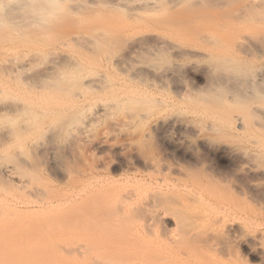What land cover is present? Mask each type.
Listing matches in <instances>:
<instances>
[{
  "label": "bare ground",
  "instance_id": "bare-ground-1",
  "mask_svg": "<svg viewBox=\"0 0 264 264\" xmlns=\"http://www.w3.org/2000/svg\"><path fill=\"white\" fill-rule=\"evenodd\" d=\"M104 121L93 149L119 166L56 167L55 146L91 140ZM187 129L215 169L187 162L160 180L168 199L150 204L138 184L159 163L135 168L127 152L155 132L188 155ZM44 147L63 194L42 184ZM120 167L133 185L110 178ZM252 203L264 214V0H0V264H214L205 252L221 261L235 247L264 264V233H244ZM143 206H159L148 221L174 226L187 246L148 256L122 225ZM48 229L85 234V255L42 257Z\"/></svg>",
  "mask_w": 264,
  "mask_h": 264
},
{
  "label": "rangeland",
  "instance_id": "rangeland-1",
  "mask_svg": "<svg viewBox=\"0 0 264 264\" xmlns=\"http://www.w3.org/2000/svg\"><path fill=\"white\" fill-rule=\"evenodd\" d=\"M196 83V82H195ZM198 85V84H197ZM106 122V123H105ZM107 122H109V121H104V122H101V123H99L98 125H96L93 129H92V132L91 133H88V135H89V137L88 138H90L91 140H88L87 138H82V135L81 134H77L76 136H74V137H72V138H70V140L73 142V144H71L69 141H68V143H69V145L71 146V147H67L68 145L67 144H61L60 146H55L54 147V149L56 148V147H58V149H56V152H55V150H54V152H55V156H56V164H57V168L59 167V169H60V167H61V169H65V170H70V171H72V172H74V173H81V172H86V170L85 169H88L87 170V172H90V171H92L93 169H95L96 167H99V166H102V165H109V167L111 168V167H117V166H119L120 165V157H118L117 155V157H115L114 155H113V153H111V152H109V151H106L105 153H104V155H102L103 153L101 152V154H100V152H98V151H94V147H93V144H94V142H96V140L101 136V131L103 130V132H104V130L105 129H107V128H109L108 126H109V124L107 123ZM140 126H142V125H138L136 128H140ZM105 127V128H104ZM143 127H145V128H143ZM96 128V129H95ZM99 128V129H98ZM142 128L145 130L146 128H147V130H148V126L147 125H143L142 126ZM142 128H140V130L142 129ZM98 130V131H97ZM136 130V129H135ZM100 131V132H99ZM136 131H138V134H139V136H140V131L139 130H136ZM135 131V132H136ZM141 131H143V130H141ZM191 129H187L186 131L184 130V132L186 133V135H189V137L191 138V139H193V141H194V143L192 144V145H190L189 147H188V152L190 153H188L187 152V154L188 155H185V156H183V155H181V154H178V153H176V152H174L173 153V151L172 150H168V149H170L169 147L167 148V146L165 145V144H161V143H163V141L162 140H160L161 139V137L159 136H157V135H159V134H157V133H153L152 135H148V136H146V137H144L143 139H144V141H140V143L142 144H138V142H137V144L136 145H133V147H136V146H138L139 148H140V146H141V148L143 147V146H145L144 147V149L142 148V150H141V148L139 149L138 147H136L137 149H139V150H137V149H134V148H132V150H131V152H134V150H137V151H139V152H135V153H131L130 151H128L127 153H130V154H132L131 156H133V154H134V156L136 155V157H133L134 159H137V161L136 160H134L133 158L131 159V162L134 160L135 162H134V167L135 168H137V167H139L140 165H139V163L138 162H140V164H141V162H143V164L144 163H146L145 161H150V162H148L147 164L149 165H154V166H157L158 167V165H159V167L158 168H155V169H153L151 172H150V174H147V173H145V174H143V182L141 181L138 185V187H140V190H142V191H139V196H140V198H142L143 200L146 198H149V197H151V198H153L154 196V199L155 200H153V199H150L149 198V200L147 201L146 199V201L147 202H150V204L154 201V202H156V206H157V204L159 205V203H162L163 201H165V200H167L168 199V196L166 195V194H164L163 192H164V190H165V188H164V186H162V183L160 182V180L161 179H167L169 176H171L172 174H171V172L173 173L174 171L175 172H177L178 171V169H180V168H187V167H189V165L188 164H191V165H193V164H195L194 162H196V163H198V164H206V165H200V166H202L203 168H205L204 170L206 171V172H208L209 170H211V168H214L215 169V167L214 166H212L211 165V156H210V154L207 152V151H203V147L199 144V141L198 142H196V139L198 140V137L196 136V134H194V132L192 131ZM184 132L182 131V134L183 135H185L184 134ZM97 133V134H96ZM137 133V132H136ZM136 133H133L134 135L136 134ZM78 135L80 136V138L78 137ZM96 135H98V137L96 136ZM134 135L132 136V138L134 137ZM154 135V136H153ZM185 135V136H186ZM136 136V135H135ZM149 136H151V137H149ZM152 136H153V138H152ZM97 137V138H96ZM136 137H138V136H136ZM78 138V139H77ZM96 138V139H95ZM135 138V137H134ZM133 138V139H134ZM152 138V139H151ZM156 138V139H155ZM158 138H160V139H158ZM72 139H74V141L72 140ZM77 141H76V140ZM85 139H87V141L85 140ZM95 139V140H94ZM119 141L118 142H120V140L121 139H118ZM91 141V142H90ZM117 141V140H116ZM160 141V142H159ZM162 141V142H161ZM192 141V142H193ZM143 142H146V143H144V145H143ZM76 143V144H75ZM91 143V144H90ZM93 143V144H92ZM92 145V146H91ZM163 147H162V146ZM197 145V146H196ZM200 145V146H199ZM165 147H166V149H165ZM195 149H194V148ZM200 147V148H199ZM45 148H48L49 149V147H44V148H40V149H38L37 151L39 152H35L36 153V157L37 158H39V159H37L39 162L38 163H41V164H39V165H41L42 167H41V169H42V175H41V180H42V182H40V183H42V184H44L45 183V185L46 186H50L51 188H53L54 189V192L56 193L57 192V190L61 193V194H63V193H65V191H67L66 189V186L64 187V185H62V184H60V182H58V179H55L56 178V176H55V174H56V172H55V170L57 171V169L56 168H51L52 166H51V157H52V154L49 152V150L47 149H45ZM61 148V149H60ZM192 148V152L189 150V149H191ZM66 149V150H65ZM134 149V150H133ZM202 149V150H201ZM73 150V151H72ZM60 151V152H59ZM64 152V153H61V152ZM140 151H143V152H141L140 153ZM59 152V153H58ZM96 152V153H95ZM193 152H194V154H193ZM38 153V154H37ZM42 153L45 155V157H44V155H43V157H41L40 158V156L42 155ZM67 153V154H66ZM110 153V154H109ZM126 153V154H127ZM192 153V154H191ZM208 153V154H207ZM61 154H63V155H61ZM64 154H66V155H64ZM108 154V155H107ZM138 154V155H137ZM206 154V155H205ZM39 155V156H38ZM47 155V156H46ZM61 155V156H60ZM96 155H98V156H96ZM101 155V156H100ZM141 155V157L138 159V156H140ZM205 155V156H204ZM60 156V157H59ZM64 156V157H63ZM110 156H112L113 158H111ZM128 156V155H127ZM192 156V157H191ZM142 157H144V160H143V158ZM196 157H198L197 159H195ZM206 157V158H205ZM207 157H208V159H210V161L207 159ZM210 157V158H209ZM64 158V159H63ZM65 158H67V159H65ZM107 158V159H106ZM109 158V159H108ZM118 158V159H117ZM142 158V160H140ZM192 158V159H191ZM103 159H104V161H103ZM116 161H114V160ZM146 159V160H145ZM185 159V160H184ZM204 159V160H203ZM44 160V161H43ZM59 160V161H58ZM67 160V161H66ZM102 160V161H101ZM111 160V161H110ZM117 160H119V161H117ZM189 160V161H188ZM196 160V161H195ZM61 162L63 165H64V168H62L63 166L61 165V163H60V165H59V163L58 162ZM108 161V162H107ZM114 161V162H113ZM182 161V162H181ZM204 162V163H202V162ZM206 161V162H205ZM187 162H188V164H187ZM192 162H193V164H192ZM209 162V163H208ZM65 163V164H64ZM71 165H70V164ZM99 163V164H98ZM112 163H113V165H112ZM116 163V164H115ZM133 163V162H132ZM159 163V164H158ZM182 163H183V165H182ZM90 164H91V166H90ZM119 164V165H118ZM158 164V165H157ZM162 164V165H161ZM181 164V165H180ZM187 165L186 167H185V165ZM59 165V166H58ZM65 165H66V167H68V168H71V169H66V167H65ZM73 165H75L74 167H73ZM93 165V166H92ZM94 165H95V167H94ZM139 165V166H138ZM210 165V166H209ZM44 166H46V167H44ZM49 166H51L50 168H49ZM78 166H80V167H78ZM82 166L83 167H85V168H82ZM165 166V167H164ZM178 166V167H177ZM205 166V167H204ZM209 166V168H206V167H208ZM212 166V167H211ZM74 169H73V168ZM77 167H78V169H77ZM87 167V168H86ZM162 168V170H161V168ZM170 167V168H169ZM177 167V168H176ZM48 168V169H47ZM123 167H120V169H119V171L117 170L116 171V174H115V172H113V173H111V174H109V176H110V178L111 177H113L112 179H114L115 178V181L116 182H118V184L119 185H121L120 184V182H124V181H126L132 174H127V173H123V172H121V169H122ZM176 168V169H175ZM44 169H45V171H44ZM55 169V170H54ZM58 169V170H59ZM83 169V170H82ZM157 169V170H156ZM166 169V170H165ZM168 169V170H167ZM208 169V170H207ZM53 170V171H52ZM77 170H81L80 172H78ZM156 170V171H155ZM159 170V171H158ZM160 170H161V172H160ZM171 170V171H170ZM46 171H48V172H46ZM52 171V172H51ZM153 171H154V173H153ZM163 171V172H162ZM170 172V174H169V172ZM55 172V173H54ZM86 172V173H87ZM118 172V173H117ZM160 172V173H159ZM151 173H152V175H151ZM209 173V172H208ZM138 174L139 173H137V176H138ZM155 174H156V176H155ZM48 175V176H47ZM51 175V176H50ZM114 175V176H113ZM120 175V176H119ZM127 175L129 176L128 178H127ZM140 175V174H139ZM162 176V177H161ZM51 177V178H50ZM154 177V178H153ZM122 178V179H121ZM125 179V180H124ZM130 179H133L132 178V176H131V178H129L128 179V182L127 183H129V182H131V184L133 185L134 183H133V181L132 180H130ZM53 180H55V181H53ZM46 181V182H45ZM48 181V182H47ZM51 181V182H50ZM50 182V183H49ZM57 182V183H56ZM125 182V183H126ZM148 182V183H147ZM59 183V184H58ZM125 183H122V185L123 184H125ZM136 183V182H135ZM158 183V184H157ZM130 184V185H131ZM142 184H143V187H144V185H145V187L144 188H141L142 187ZM148 184V185H147ZM155 184H157V185H155ZM160 184V185H159ZM61 185V186H60ZM141 185V186H140ZM160 187H159V186ZM63 186V187H62ZM55 187V188H54ZM58 187V188H57ZM147 187H148V189H147ZM157 188H159V190L157 189ZM163 190H162V189ZM60 189H62V190H60ZM56 190V191H55ZM64 190V191H63ZM141 192H143V193H141ZM160 192V193H159ZM58 193V192H57ZM60 193H58V194H60ZM158 193V194H157ZM155 194V195H154ZM159 195H161V196H159ZM29 195L27 194H24V198H25V200H24V198L22 197V199L23 200H21L23 203H30V205H34V202L35 201H38V200H36V197H37V199H38V196L37 195H30L29 197H28ZM32 196V197H31ZM34 196H36V197H34ZM147 196V197H146ZM156 196H158V197H156ZM163 196L166 198H163ZM34 197V198H33ZM31 200L30 202H28L29 200ZM165 199V200H164ZM32 200H34V202L32 201ZM151 200H153L152 202H151ZM157 200H159V201H157ZM162 202H161V201ZM32 202V203H31ZM159 202V203H158ZM258 205V206H257ZM151 206V205H150ZM152 206H153V204H152ZM155 206V205H154ZM144 208L143 209H145V210H143V211H141V209L139 210H136V213H134L135 214V216H134V214H133V212H132V216H131V214H129V211H128V214H127V212H126V218L127 219H129L128 221H125L124 222V220H120L121 221V223L122 222H124V223H122V225H126L127 227H130V229H132V231L133 232H135L136 231V233L138 234V235H136V233L134 234V237L136 238V239H138L139 238V240H135V242L137 243H139V241H141L143 244H144V250H146L147 249V255H148V249H151L150 251H155V253H152L151 252V254H152V256L154 255V254H156L157 255V257H159V255H161L162 254V256L165 254V256H166V259L167 258H169V256L171 255H173V251L171 250L172 248L173 249H176V248H182L183 246L185 247V246H187V241H186V239L185 238H181L180 237V235L178 234V230L177 229H174L175 227L173 226V228H172V226H167V225H162L160 222L158 223L157 221H152V222H149L148 221V218H149V213L150 212H153L154 210L156 211V209L158 210L159 208V206L157 207V208H155V209H152V208H148V206H143ZM254 207V208H253ZM148 208V209H147ZM250 208H251V210H252V212L254 213V214H256V215H254V214H252L251 213V211H250ZM257 208V209H256ZM146 209H147V211H146ZM152 210V211H151ZM263 209H262V207L260 208V205L259 204H256L255 205V203H252V205H249L248 207H247V210H246V212H247V215H248V217H247V219H246V221H245V223H244V233L245 234H247L248 232H250V234H256V235H258V234H260V233H264V214H263V211H262ZM154 211V212H155ZM146 214H145V213ZM153 212V213H154ZM147 213H148V216H147ZM153 213H150V214H153ZM250 213V214H249ZM142 214V215H141ZM263 214V215H262ZM131 216V218H130V216ZM23 216H26V215H23ZM28 217L30 216V215H27ZM26 216V217H27ZM128 216H129V218H128ZM145 216V217H144ZM262 216V217H261ZM31 217V216H30ZM25 218V217H24ZM123 218H125V216L123 217ZM141 218V219H140ZM143 218H145V219H143ZM147 218V219H146ZM257 220V221H256ZM157 222V223H156ZM155 223V224H154ZM152 224V225H151ZM160 224V225H159ZM131 225V226H130ZM163 226H164V228H163ZM132 227V228H131ZM136 228V229H135ZM49 229H51V228H49ZM48 229V230H49ZM167 229V230H166ZM204 229V228H203ZM165 230V231H164ZM46 231H47V229H46ZM50 231V230H49ZM61 231V232H60ZM59 232H55L53 229L50 231V233H46V234H49V235H47V236H50L51 238H49L48 237V240L46 241V245H45V247L43 248V251L40 253V255L43 257V256H49V257H54V258H62L63 260L65 259V258H68V257H75L76 259H78V260H80L81 259V257L82 256H84L85 255V253H83V248H84V246H85V243H87L86 242V240L87 239H85V234H84V236H83V234L82 233H80V232H78L77 231V229H72V230H70L69 231V233H68V231H62V230H60ZM48 232V231H47ZM62 232H64L63 234H62ZM79 234H82V236H79L78 237V235ZM55 236H57V237H55ZM75 236H77L76 237V239H75ZM137 236V237H136ZM71 237V238H70ZM74 237V239L72 240V238ZM83 237H84V239H83ZM134 237H133V239H134ZM180 237V238H179ZM82 238V239H81ZM71 239V240H70ZM179 239V240H178ZM224 240H225V238H224ZM183 241V242H182ZM126 241H124V243H121L122 245H120L121 247L122 246H124V249L123 248H121L122 250H126V247L125 246H128V241L125 243ZM134 242V241H133ZM148 242V243H147ZM56 243V244H55ZM183 243V244H182ZM119 244H120V242H119ZM130 244H131V242H130ZM130 244H129V246L127 247V248H133L134 246L133 245H131V247H130ZM135 244V243H134ZM141 244V243H140ZM139 244V245H140ZM145 244H146V246H145ZM229 243H227V245H228ZM232 245H233V243H231ZM142 245V244H141ZM151 245V246H150ZM173 245V246H172ZM176 245V246H175ZM147 246H148V248H147ZM153 246H154V248H155V250L153 249ZM182 246V247H181ZM230 244L228 245V247L230 248ZM234 246V245H233ZM176 247V248H175ZM183 247V248H184ZM227 247V248H228ZM232 247V246H231ZM138 248V247H137ZM140 248H141V246H140ZM146 248V249H145ZM236 248V247H235ZM230 248L231 250L230 251H228V253H232V255L230 254V257H228L227 259L226 258H224V260L222 259L221 261H218V258H220V256H219V254H218V252H205L204 253V255H205V257L204 256H202L203 258H205V259H203L202 258V260H206L207 258H210V259H207V261H209V260H212L213 262L212 263H214L215 261H217V262H215L216 264L218 263V264H262V262L261 261H259L258 259H252V258H250V257H248L246 254H244V251H242L240 248ZM142 249V248H141ZM143 250V249H142ZM229 250V249H228ZM232 251H234L235 252V254H234V252H232ZM92 252H94V253H96L97 254V252H95V250H93ZM141 253H144L143 251L141 252ZM169 253V254H168ZM172 253V254H171ZM216 253V254H215ZM99 254V253H98ZM137 254V253H136ZM150 253H149V255L148 256H150L151 255ZM89 255H92V254H89ZM140 255V254H139ZM144 255H145V253H144ZM156 255H155V257H156ZM236 257H235V256ZM93 256H95V254H93ZM141 256V255H140ZM165 256H164V258H165ZM170 256V257H171ZM207 256V257H206ZM217 256H218V258H217ZM245 256V257H244ZM154 257V256H153ZM239 257V258H238ZM241 257V258H240ZM228 260V261H227ZM206 261V262H207ZM243 263H242V262ZM248 261V262H247ZM259 261V262H258ZM204 263H205V261H203ZM210 263H211V261H209ZM214 263V264H215Z\"/></svg>",
  "mask_w": 264,
  "mask_h": 264
}]
</instances>
